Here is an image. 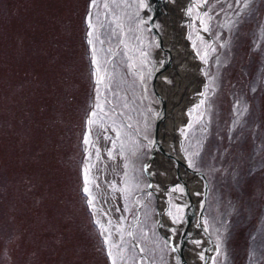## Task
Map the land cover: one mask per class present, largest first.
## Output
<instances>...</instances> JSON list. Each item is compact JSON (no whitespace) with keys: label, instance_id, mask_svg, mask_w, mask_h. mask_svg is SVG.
Listing matches in <instances>:
<instances>
[{"label":"rangeland","instance_id":"rangeland-1","mask_svg":"<svg viewBox=\"0 0 264 264\" xmlns=\"http://www.w3.org/2000/svg\"><path fill=\"white\" fill-rule=\"evenodd\" d=\"M92 3L0 0V264H170L154 195L136 218L157 104L148 0H98L91 16ZM205 8L216 51L183 149L210 185L214 264H264V0H207ZM109 10L136 46L146 91L121 50L114 64ZM136 19L143 36L132 32ZM198 44L211 48L207 37ZM134 221L145 256L131 239Z\"/></svg>","mask_w":264,"mask_h":264},{"label":"water","instance_id":"water-1","mask_svg":"<svg viewBox=\"0 0 264 264\" xmlns=\"http://www.w3.org/2000/svg\"><path fill=\"white\" fill-rule=\"evenodd\" d=\"M192 3L194 0H191ZM156 0H150V7L147 10L151 12L153 16L151 17L150 26L154 29L157 39L159 41V49L156 55L157 69L154 71V83H155V97L158 101L155 104L156 112L154 114L155 121V130L153 134V140L150 143V154L144 165V172L149 180V186L145 190L148 194L153 193L154 188L156 187V197H157V228L162 236V238L167 242L169 251L171 252V261L170 264H185V246L188 242V239L191 235V227L194 223L196 227L203 232L202 242L204 250V261L202 264H213L214 259L217 254L218 246L213 237L209 232V228L206 222V203L207 196L209 194V183L204 172L191 165L189 159L186 157L183 148L182 140L179 142V148L177 153L175 150L168 151L164 144V138L167 135V123L172 121L174 113L183 108L185 103L186 89L189 84H193L196 87V90L199 91L200 95L198 99L203 100L204 93L207 88V66L209 60V52L203 56H200L198 53H194V57L197 59L195 64L191 67V77L187 83H182L181 87L184 85V91L180 94V97L177 99V96L173 98L170 103V96L173 93V88L178 89L176 77H179L180 69L184 59L187 57L184 53L185 47H189V39L187 36L183 37L184 43L174 44L169 47L167 40L168 33V24L175 26L176 19L174 17V5L172 0H161V7H156ZM191 3V4H192ZM204 4V3H203ZM206 9L203 8L201 13ZM158 20L162 23L163 26H166L162 32L161 26L158 27ZM179 21L177 20V23ZM206 27H208L206 25ZM178 30L180 32V24H178ZM207 32L205 36L209 38L211 42V48L213 46V40L210 36V33ZM174 41V40H173ZM175 42V41H174ZM184 48V49H183ZM204 59V60H203ZM196 81V85H194ZM174 85V86H173ZM177 85V86H176ZM177 100L175 107L174 100ZM175 123V122H174ZM174 125V124H173ZM177 138V131L174 135ZM160 154L166 155L169 159L167 165V171L172 173V178L168 177V181L164 180L163 174H161L160 167L162 165L158 162ZM170 161V162H169ZM156 166V172L161 178L156 179L153 176V168ZM163 168V167H162ZM173 168L176 170V175L173 172ZM159 180L161 181L162 189H159ZM181 184L183 187V193L186 197L185 210L183 211V234L180 239V243L177 244L174 241V230L171 225L169 226L166 222V214L170 211V199L167 197L169 194V189L178 188V185ZM192 187V192H191ZM139 213V211H138ZM140 217V215H138ZM136 223L131 227L132 241L139 247L138 243L135 242L133 237V229ZM177 244V245H176Z\"/></svg>","mask_w":264,"mask_h":264},{"label":"bare ground","instance_id":"bare-ground-1","mask_svg":"<svg viewBox=\"0 0 264 264\" xmlns=\"http://www.w3.org/2000/svg\"><path fill=\"white\" fill-rule=\"evenodd\" d=\"M197 0L194 1L195 4H197L198 8V14L193 12V5H191V0H172V3L174 5L175 11H174V17L176 19V25L173 26L170 23L168 24V33H167V40L169 43V47H171L170 44L173 43V37H174V44L178 45V43H184L183 37L187 36L189 39V47L184 49V53L186 54V58L182 62L181 66L183 68L180 69L179 77H176L177 88H173V93L170 96V103L173 101L172 99L177 96V99L180 97V94L184 91V85L181 87L182 83H187V81L190 80L191 77V67L195 64L196 58L193 56L194 53H199L198 43L202 39V36L206 34L207 27L205 26V21L203 18L202 13L200 12L199 8V2L196 3ZM161 0H157L156 7H161ZM177 20L179 21L177 23ZM178 24H180V32L178 30ZM175 35V36H174ZM205 55L208 53V48L204 51ZM204 58V56H203ZM204 60V59H203ZM176 85V86H177ZM196 85V81L194 83ZM174 86V85H173ZM200 95L199 91L196 90V87L193 86V84H189L186 89V99L185 103L183 105V108L181 110H178L174 113V117L172 121H168L167 123V135L164 138V144L168 151L175 150V153H177L179 148V142L184 137L182 135L183 129H186L187 126L190 124V122L193 119V114L198 109L199 101L198 96ZM176 99L174 100L175 107L178 106L176 104ZM175 122V123H174ZM174 124V125H173ZM177 131V138L174 137L175 133ZM158 162L162 165V167H166L170 164L168 163V158L166 155H161L158 158ZM170 162V161H169ZM173 172L176 175V170L173 168ZM164 176V175H163ZM169 176L172 178V173L170 172ZM169 179L168 175L164 176V180L168 181ZM192 192V187H191ZM174 196L178 200V210L173 211L172 209V198L171 196ZM167 197L170 199V211L166 214V222L168 225L172 227L174 230L175 236L174 241L177 244L180 243V239L183 234V211L185 210V202L186 197L184 196V193H182L178 188L177 189H169V194H167ZM181 210V212H180ZM196 223V222H195ZM193 225L191 227V235L188 239V242L185 246V264H202L204 261V250H203V232L201 229L199 230L196 225ZM176 244V245H177Z\"/></svg>","mask_w":264,"mask_h":264},{"label":"flooded vegetation","instance_id":"flooded-vegetation-1","mask_svg":"<svg viewBox=\"0 0 264 264\" xmlns=\"http://www.w3.org/2000/svg\"><path fill=\"white\" fill-rule=\"evenodd\" d=\"M113 11H111V13H109V19L115 22V23H113V24L116 25V27L114 25L115 31H116V33L118 32L117 33L118 39L116 40V43H115V45H116L115 49L117 50L116 53L118 54L120 52V50L122 52H124L128 56V65L132 69L133 73H138L139 76L141 77L142 74H144V72L141 70L142 71V74H141V72L139 70H137L132 65V63L135 65V62H136V58H135V48H136V46H135V48H133V47H130V46L127 45V38L128 37H127L124 21L121 20V19L118 20L116 18L117 15ZM132 19L135 20V17H133ZM117 20H118V22H117ZM145 29L146 28L143 27L141 24H138V20L136 19L134 28L132 29V32H136L137 37H139V36H143L142 34L145 32ZM146 32L148 33V36H150L152 34L154 36V41H155L154 31L147 27ZM143 39L145 40V37ZM139 40H140V42L142 41V39H139ZM145 42H146V40H145ZM146 45H147V43H146ZM125 70H126V67H125Z\"/></svg>","mask_w":264,"mask_h":264}]
</instances>
